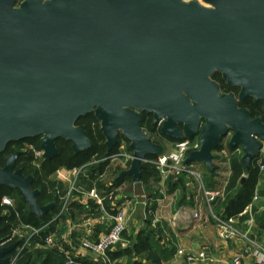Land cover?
I'll list each match as a JSON object with an SVG mask.
<instances>
[{
	"label": "water",
	"instance_id": "95a60500",
	"mask_svg": "<svg viewBox=\"0 0 264 264\" xmlns=\"http://www.w3.org/2000/svg\"><path fill=\"white\" fill-rule=\"evenodd\" d=\"M205 2L215 9L182 0H38L0 22V154L36 137L44 160L59 155L58 139L71 142L75 153L89 150L77 122L94 114L109 153L119 135L130 144L134 160L118 179L140 184L144 160L164 151L141 129L146 111L155 125L164 120L161 132L169 139L199 136L201 148L185 166L202 163L212 171L213 152L231 131L229 146L244 152L249 168L264 124L238 105L264 101V0ZM215 70L230 81L238 72L256 80L240 82L238 100L220 96L209 79ZM18 156L0 169V187L18 190L42 218L54 205L39 206L34 178L14 171Z\"/></svg>",
	"mask_w": 264,
	"mask_h": 264
},
{
	"label": "trees",
	"instance_id": "16d2710c",
	"mask_svg": "<svg viewBox=\"0 0 264 264\" xmlns=\"http://www.w3.org/2000/svg\"><path fill=\"white\" fill-rule=\"evenodd\" d=\"M259 104H262L259 102ZM78 126L85 127L86 137L92 143V147L81 153H75L71 142H67L63 139L56 141V147L59 151L57 157L51 160L42 161L40 167L35 166L34 157L28 154H22L17 161L16 169L21 170L26 177L32 176L34 178L31 188L35 191H39L38 204L40 207H47L54 205V209L51 213L44 215L42 218L32 214L29 211L28 205L23 202V197L19 191L11 189L7 186L0 188V197H10L15 200V207L9 209L8 224L4 222V227L9 232V236L13 235L21 224L23 226H31L36 229H43L40 236L36 238L35 245L25 249L18 264H67L66 252H71L73 257V264H99L95 263L82 255H78L73 249L70 240L67 239L69 227L74 223L82 222L85 220V214L87 213L86 207L73 203L68 213L63 214L60 219H55L59 215L63 207V198L67 194V190L62 183L53 180L52 176L59 169L72 170L74 168H80L85 165L91 164L94 161H100L107 158L118 151L119 146L123 141L128 145L129 142L122 136L118 137V146L111 152H108L106 146V139L101 132L100 122L94 114H88L81 117L78 122ZM170 142H179L181 140L169 139ZM194 139V138H190ZM41 137L29 138L18 142L8 144L5 154L14 153L19 145L26 143L35 145L40 149ZM18 145V146H17ZM225 146L222 142L215 148V151L224 149ZM232 153L236 152V149L230 148ZM21 150V149H20ZM131 152V151H130ZM164 153V151H163ZM162 153V154H163ZM161 154V155H162ZM160 155H150L148 160H156ZM1 160V158H0ZM129 167V166H128ZM127 167H124L121 163L111 165L110 162L100 163L91 167V176H95L96 173H106V179H112L114 181V188H107L106 180L100 181L98 184V190L105 195L111 189L122 186L124 183L133 185L132 178L122 177L118 179L119 175L123 173ZM207 169V168H205ZM208 170V169H207ZM207 172V180L205 185L207 188L212 187L210 180H208L210 174ZM215 167L213 172L215 171ZM230 170L231 176L228 185L225 189V199L216 202L214 212L215 215H223L225 218L237 217L242 214L247 207L252 204L254 197L258 191V195L264 198V184L262 181L264 177L260 174L257 166H251L247 168L242 162V156L233 154L230 158ZM244 176L246 178L244 179ZM213 177V176H212ZM83 184H87V180L83 179ZM188 178L186 176H171L166 181H162L158 169L151 163L144 164L142 170L141 185L145 189V192L149 194L147 207L145 210L146 217L144 221L145 228L140 231L132 230V233L127 231L123 235V240L128 245L123 246L119 244L115 249L107 253V257L111 263L114 264H164L165 260L177 252L176 247L170 250L166 248L168 240L166 232L171 235L169 227L165 225L154 226V215L157 210V199L160 197L159 190H156L154 186H159L161 183L165 185L169 193L178 192L177 206L189 205L193 207L192 202H189L188 195ZM212 189V188H211ZM152 194V195H151ZM259 197V201H260ZM252 209V215L259 225L258 233L259 237H262L264 233V212L260 210L258 202ZM110 201L107 200V209L112 213ZM148 213V214H147ZM100 214H93L94 218H97ZM211 216V215H210ZM212 218V217H210ZM250 219V216H244L241 218V224H244ZM213 223V222H212ZM211 223V224H212ZM214 224V223H213ZM240 227V226H239ZM262 230V231H261ZM55 234L58 238L63 239V250L55 248H35L36 244H44V240ZM75 239V237H73ZM72 238V239H73ZM17 238L12 242L15 243ZM75 242V241H74ZM76 247L77 243L75 242ZM124 260V262H123ZM186 264V261H184Z\"/></svg>",
	"mask_w": 264,
	"mask_h": 264
},
{
	"label": "built area",
	"instance_id": "2783aa9c",
	"mask_svg": "<svg viewBox=\"0 0 264 264\" xmlns=\"http://www.w3.org/2000/svg\"><path fill=\"white\" fill-rule=\"evenodd\" d=\"M163 122L160 121L159 127L161 128ZM145 134V132H144ZM147 137V134H145ZM233 136V132H229L223 139L225 147L229 145L230 140ZM222 141V142H223ZM201 148L200 140L197 139H184L179 142L172 144L171 150L158 156L156 160L150 161L147 158L144 160V164L151 163L154 165L159 173L162 181H166L171 176H186L189 179L196 181L199 186V192L202 193L206 199L207 204L210 208L219 201L225 199V189L228 185L229 178L231 176V170L222 171L225 172L223 175L228 179L223 181L221 189L209 190L204 185V179L202 172V165L189 164L184 165L186 157L199 151ZM27 150L33 154L35 164L40 167L42 161H44V152L41 149H37L34 145H27ZM167 151V150H166ZM264 153V147H263ZM234 154L242 156V150L236 149ZM134 160L133 153L128 150V145L125 141L121 143L118 151L100 161H94L91 164L85 165L80 168H74L72 170L59 169L57 175L60 181L64 184H68L69 188L67 194L64 196V204L58 216L55 219H60L63 214L70 211L73 203L85 206L87 213L85 214V220L82 222L74 223L69 227L70 231L67 235V239L70 240L72 249L79 252H86L91 254L93 259H89L99 264H114L111 263L107 257V253L115 249L119 244L123 243V235L128 230L129 223L132 219V214L137 205L138 200L136 196H124L120 194L122 189H125V185L111 189L108 193L103 195L98 190V184L100 181L106 180V173H96L95 176H91V167L105 162H120L127 170L130 169L131 163ZM230 163V160L228 161ZM129 166V167H128ZM229 166V165H228ZM263 169V167H262ZM246 176H244V179ZM83 179H86L87 184H83ZM114 181L107 184V188H114ZM109 200L110 208L112 213L107 209L106 202ZM259 200L258 195L254 197L252 204L237 217L225 218L223 215H212L210 217L202 218L201 213L198 211L194 212V218L202 222V226L206 227L212 222L214 223L219 239L228 242L236 238H242L250 243L246 253H253L255 261L252 264H264V251L254 240L249 239L251 230L253 228L254 216L252 215V209L256 202ZM4 202L10 207H15V201L6 197ZM147 206V203H144ZM99 213L97 218H94L93 214ZM249 215V227L247 232H241L239 227L240 218ZM43 229H36L31 226H23L22 224L15 230L20 239V250H25L32 245H35L36 238L40 236ZM77 232L75 239L72 237V233ZM73 238V239H72ZM77 241V246L74 245V241ZM75 241V242H76ZM125 246V245H123ZM36 248H55L63 250L64 243L63 239L58 238L55 234H51L44 240V244H36ZM76 252V251H75ZM177 256L185 258L186 264H217V260L209 257L205 250L193 253L188 252L184 249H180ZM67 264H73V257L71 252H66ZM227 264H248L244 261L243 254L234 256Z\"/></svg>",
	"mask_w": 264,
	"mask_h": 264
},
{
	"label": "crops",
	"instance_id": "0c3cea01",
	"mask_svg": "<svg viewBox=\"0 0 264 264\" xmlns=\"http://www.w3.org/2000/svg\"><path fill=\"white\" fill-rule=\"evenodd\" d=\"M168 149H171V147L166 148L165 150H168ZM233 154L234 153H232L230 149L226 147L219 151L214 150L213 166L215 167L216 170L214 171V173H212L213 170L212 171L208 170V172L212 174V175H209L208 177V180H210L211 182L210 185L212 187L210 188L206 187L207 184L205 185L206 183L205 181L207 180V178L205 179L204 177V185L207 189L209 190L221 189V185L223 181L228 179L223 174L227 170H228V173L230 172V163L228 161L230 160ZM200 164L202 165L203 169L206 168L204 164L202 163ZM222 171H225V172H222ZM262 183L264 184V180L262 181ZM124 185H126V183H124ZM136 185L137 184H133L131 186L134 187ZM196 185H197L196 181H194L193 179H189V182H188L189 195L187 197H188L189 202H192L193 207L189 205L178 207L177 206L178 192H175L172 194L169 193L165 185L162 183L159 186H154L156 190H159L160 197L156 200L158 207H157V210L155 211V215H154L155 218H154L153 225L157 226L158 224H161V225H165L166 227L168 226L169 229L171 225L173 226L174 229H170V231L172 232L171 235L168 232H166L168 240L165 242L166 243L168 242V245H166V248L169 249L168 251L169 255L171 254L170 250L172 248L176 247V250H177L175 254L170 255L169 258L165 260L164 264H185L184 263L185 258L181 256H177V253L180 249H184V250L194 249L196 251L205 250V252L207 253L209 257H212L215 260H217L216 262L217 264H227L234 256L239 255V254H243L244 261L246 263L248 264L254 263L255 261L254 254L246 253L248 248H250L251 246L249 241L243 240L242 238H236L231 241L224 242L219 239L217 231H216V234H214L215 225L213 223L206 227H203L202 222L194 218L193 215L195 211H198L199 213H201L202 218L212 217L213 214L215 215L214 208L216 205L215 203L213 207L210 208L206 202L204 195L200 193L199 190L194 191V188ZM124 190H126V188ZM128 194L132 195L133 193L128 192ZM256 194L258 195V191ZM259 197L260 196L258 195V198ZM263 202H264V198L260 197V201L258 202V205L260 206L261 211L263 209L262 212H264V208H262L264 207L262 205L264 204ZM144 203H147V202L139 201V203H137L134 209V212L132 214V219L134 218L137 211H142V216L144 215L146 217L145 210L147 206H144ZM132 219L130 223L132 222ZM240 220H239V226H240L241 232L245 233L247 232L248 227H249L248 225L249 220L246 221L244 224H241ZM144 221L145 219L143 217V224H144ZM209 227H212L213 232H211L210 229H208ZM258 230H260L259 225L256 223V220L254 219L253 228L250 231L251 234L249 235V239L251 241L254 240L255 242H257V238L253 234L254 232ZM76 234L77 232H73L72 237H75ZM74 245H76L75 242H74ZM74 251H76L78 255H82L86 257L87 259H93V257L89 253L81 252L80 250L78 252L77 249Z\"/></svg>",
	"mask_w": 264,
	"mask_h": 264
},
{
	"label": "flooded vegetation",
	"instance_id": "af4514ba",
	"mask_svg": "<svg viewBox=\"0 0 264 264\" xmlns=\"http://www.w3.org/2000/svg\"><path fill=\"white\" fill-rule=\"evenodd\" d=\"M32 2H37L38 0H0V22L8 23L10 21V17L14 16L15 11H25L24 5L29 4ZM51 0H43L44 4ZM197 1L201 6L207 8V9H215V6L208 4L205 2V0H195ZM28 9L32 8L33 10H36L35 6L27 7ZM210 81L215 83L220 90V96L223 94H232L234 95L237 100L239 99L240 92L242 91V85H240V82L242 81H251L256 80L254 78H250L249 75L245 73H236L234 75V78L230 81L229 78H226L223 73L215 70V72L209 77ZM261 102L262 104H259ZM239 108H243L249 111L251 120L255 119H261L264 124V101H256L254 98H247L244 102H240L238 105ZM142 121L140 123L141 129L145 134H147V137L154 141L153 139L157 137L163 138L162 143L159 142L160 146H164V142L167 141L168 137L164 136L162 134V127H159L160 121L163 122L164 120L161 119L158 121V123L154 124V114L147 113L146 111L141 112ZM204 120H201V125L199 126V129L203 127ZM181 129H183V125H179ZM230 132V131H229ZM228 132V133H229ZM227 133V134H228ZM199 138V136L194 137V139ZM258 141L261 142L262 147L259 150V155L255 157L250 165L257 166L259 168L260 174L264 175V153H263V147H264V141H261L258 137L256 138ZM223 141V139H222ZM177 142V141H176ZM174 142V143H176ZM32 145V144H27ZM26 143L19 145L20 149L16 150L14 153L5 154L6 150L0 154V169H4L7 164V160L14 155H18L16 161H15V169L14 171H18L16 169L17 161L21 157L22 154H28L32 155L31 151L27 150ZM18 146V145H17ZM164 149V147H163ZM242 158L244 157V152L242 151ZM249 167V168H250ZM263 167V169H262ZM2 185L1 187H3ZM0 187V188H1ZM18 191V190H17ZM7 196L0 197V264H18V261L20 260L23 252L25 250H20V239L18 238L17 234H15V230L13 232L12 236H9V232L4 227V222L8 224V218H9V209L10 207L4 202V199ZM14 200V199H13ZM15 201V200H14ZM15 243H12L15 239ZM16 246V248L13 249V247Z\"/></svg>",
	"mask_w": 264,
	"mask_h": 264
},
{
	"label": "rangeland",
	"instance_id": "374dc122",
	"mask_svg": "<svg viewBox=\"0 0 264 264\" xmlns=\"http://www.w3.org/2000/svg\"><path fill=\"white\" fill-rule=\"evenodd\" d=\"M184 3H191V2H193V1H195V0H182ZM154 141H153V143H156V144H158V145H160L159 144V142L160 143H162V140H163V138H161L160 136L159 137H157V138H155V139H153ZM222 143H224V141L222 142ZM25 144V143H24ZM172 144H174V142H170L169 140H167V141H165L164 142V153L165 152H168L169 150H171V149H168L167 151L165 150L166 148H169V147H172ZM27 145V144H26ZM35 146V145H34ZM169 146V147H168ZM37 148V147H36ZM38 149V148H37ZM34 162H35V160H34ZM116 163H120V162H110V164L113 166V165H115ZM195 164H199V163H195ZM35 166L37 167V165L35 164ZM206 170L207 169H202V170H200L202 173V175H203V179H204V177H205V179H206V177H207V172H206ZM58 171V170H57ZM208 171V170H207ZM263 177H264V175H263ZM52 178H53V180H55V181H57V182H59V183H62L61 181H60V179H59V177H58V175H57V172L54 174V176H52ZM111 181H113V178L112 179H106V185L107 184H109ZM197 183V182H196ZM64 186H65V188H66V190L68 191V188H69V185L68 184H64V183H62ZM163 184V183H162ZM139 185V186H138ZM125 188H126V190H124V189H122V192L120 193V194H122V195H124V196H133V194L134 195H136V197H137V200H138V202L139 201H143V202H147L148 201V196H149V194L147 193V192H145V190H144V188H143V186L142 185H140V184H137L136 186H131V185H129L128 183H126V185H125ZM200 189V186H199V184L197 183V185L195 186V188H194V191H198ZM128 192L129 193H133L132 195H130V194H128ZM264 203V202H263ZM263 206H264V204H262ZM262 208H264V207H262ZM262 211H263V209H262ZM143 217H144V219H145V216L143 215L142 216V211H137V213L135 214V216H134V218L132 219V222L130 223V225H129V227H128V230H127V232L128 233H132V230H136V231H139L140 229H144L145 228V225L143 224ZM159 225V224H158ZM161 225V224H160ZM155 226V225H154ZM172 227V228H171ZM171 227H170V229H174L173 228V226L171 225ZM208 229H210V231L211 232H213L212 231V227H209ZM216 231H217V229H216V227H215V233L214 234H216ZM217 234H218V231H217ZM253 235H255V237L257 238V243H258V245L263 249V251H264V233H263V235H261L262 237H259L258 236V233L257 232H254V234ZM218 237H219V235H218ZM76 241V240H75ZM76 243H77V241H76ZM122 245H128V243L126 242V241H123V243H122ZM36 248V247H35ZM186 250V249H185ZM186 251H188V252H193V253H196V252H199V251H202V250H199V251H196V250H194V249H187Z\"/></svg>",
	"mask_w": 264,
	"mask_h": 264
}]
</instances>
